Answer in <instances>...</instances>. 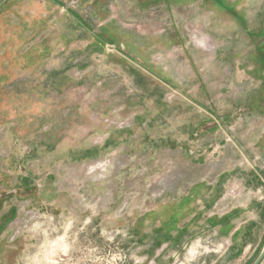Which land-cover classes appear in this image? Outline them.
<instances>
[{"label": "rangeland", "instance_id": "rangeland-1", "mask_svg": "<svg viewBox=\"0 0 264 264\" xmlns=\"http://www.w3.org/2000/svg\"><path fill=\"white\" fill-rule=\"evenodd\" d=\"M57 1L0 0V264H237L224 235L171 251L138 223L222 173L208 213L252 192L264 0Z\"/></svg>", "mask_w": 264, "mask_h": 264}, {"label": "crops", "instance_id": "crops-1", "mask_svg": "<svg viewBox=\"0 0 264 264\" xmlns=\"http://www.w3.org/2000/svg\"><path fill=\"white\" fill-rule=\"evenodd\" d=\"M255 171L252 173V177H249L246 181L253 190H251L252 192L249 193L245 202L241 204H238V202L236 204L232 203L231 207L230 204L221 200L219 208L222 205H227L221 215L216 216V211L211 214L207 210L210 205L216 202V191L220 188L219 183L223 173L218 177L220 180L217 178L218 181L215 182L217 185L210 184L207 186L204 184L205 181L202 180L201 183L195 184L196 186L193 185L195 187L192 186L193 188H190L181 197H174L166 202L157 203L153 209L141 217L138 224L141 223L142 225L146 222L150 238H154L155 235H162L166 248L170 245L171 251L179 250L192 238L201 234L205 236L209 232L213 233L212 235H224L232 239V243L235 245H243L245 235L242 234L236 239L238 233L236 230L244 229V227L248 230L250 228L254 229L252 243L255 246H261L264 241V221L262 219L264 203L259 201V206L255 207L253 205L254 200L264 197V169L260 168V171H257L258 173ZM258 194L261 196H258ZM237 212H240L241 218L233 222L232 218ZM161 256L155 258L159 259Z\"/></svg>", "mask_w": 264, "mask_h": 264}, {"label": "flooded vegetation", "instance_id": "flooded-vegetation-1", "mask_svg": "<svg viewBox=\"0 0 264 264\" xmlns=\"http://www.w3.org/2000/svg\"><path fill=\"white\" fill-rule=\"evenodd\" d=\"M50 1L53 2L54 4L60 6V7H62V6L64 7V4L62 2H59L57 0H50ZM148 1L157 4L158 2H160L162 0H148ZM175 1H177V0H175ZM213 1H215L220 6V8H222V9H224V6L222 4L226 5L231 11L235 9L230 4H227L226 0H219V1L213 0ZM224 10H226V9H224ZM226 11L229 14H231L228 10H226ZM68 12H69V14H71L74 17L75 22H79L80 24L85 26V28H87L88 30L93 31L92 28L90 27V25H88V23H86L78 13L74 12L71 9H68ZM107 28H108L107 26L103 27V29H101L99 33L95 34L96 39H95L94 44L97 46V49H99V50L105 49L106 46H108V45H114L117 47V44L115 43V40L112 37V35H113L112 31L113 30H108ZM259 142H260V145H262V146L264 145V139L263 140L260 139ZM31 182L32 181L28 178L26 180L22 179L23 185L21 184L20 188L24 189V192H30L27 189L28 188L27 185L29 183L31 184ZM30 189L32 191L33 187H30ZM259 201H263V203H264V197L254 200L253 206H255V207L259 206V204H260ZM263 206H264V204H263ZM239 209H241V208H239ZM235 210H237V209H235ZM239 213L240 212H237L234 214V217L232 218L233 222L235 220L239 219V217H240ZM232 220H231V222H232ZM237 231H238V233H237L236 239L239 238L242 234H244L245 238L243 240L245 242L246 241L245 239L249 235V230L244 227V229H237L236 232ZM263 245H264V241H263L261 246L250 245L249 247H246L244 245H234V243H233V245L230 246V248L227 251L228 255H226L225 257L231 256V255L234 256V255H238V254L241 255L245 251V249L247 248L246 252L244 254V257L242 259L238 260L237 264H254L256 262L257 258L259 257L260 253H261ZM232 263H234L233 260L228 259V258L225 260L219 259V260H215V261L204 260L202 262V264H232ZM260 264H264V258Z\"/></svg>", "mask_w": 264, "mask_h": 264}, {"label": "water", "instance_id": "water-1", "mask_svg": "<svg viewBox=\"0 0 264 264\" xmlns=\"http://www.w3.org/2000/svg\"><path fill=\"white\" fill-rule=\"evenodd\" d=\"M263 258H264V245H263V248L261 250V253H260L259 257L257 258V260H256V262L254 264H260L261 261L263 260Z\"/></svg>", "mask_w": 264, "mask_h": 264}, {"label": "built area", "instance_id": "built-area-1", "mask_svg": "<svg viewBox=\"0 0 264 264\" xmlns=\"http://www.w3.org/2000/svg\"><path fill=\"white\" fill-rule=\"evenodd\" d=\"M196 37V36H195ZM195 39V38H194ZM236 196V192H232L231 194H230V196ZM235 198V197H234ZM217 206V205H216ZM218 209H219V206L215 209V211L217 212L218 211Z\"/></svg>", "mask_w": 264, "mask_h": 264}, {"label": "trees", "instance_id": "trees-1", "mask_svg": "<svg viewBox=\"0 0 264 264\" xmlns=\"http://www.w3.org/2000/svg\"><path fill=\"white\" fill-rule=\"evenodd\" d=\"M222 5L224 6V9L228 10L231 14H233L234 10L231 11L226 5H224V4H222Z\"/></svg>", "mask_w": 264, "mask_h": 264}, {"label": "bare ground", "instance_id": "bare-ground-1", "mask_svg": "<svg viewBox=\"0 0 264 264\" xmlns=\"http://www.w3.org/2000/svg\"><path fill=\"white\" fill-rule=\"evenodd\" d=\"M205 41V40H204ZM202 44H204V43H202ZM207 47V46H206ZM209 47V46H208Z\"/></svg>", "mask_w": 264, "mask_h": 264}]
</instances>
